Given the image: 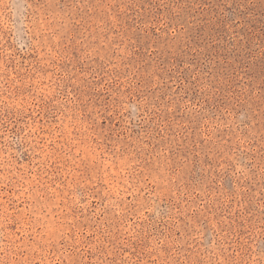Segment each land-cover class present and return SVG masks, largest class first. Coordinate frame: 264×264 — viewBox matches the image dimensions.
<instances>
[{
    "label": "rangeland",
    "instance_id": "1",
    "mask_svg": "<svg viewBox=\"0 0 264 264\" xmlns=\"http://www.w3.org/2000/svg\"><path fill=\"white\" fill-rule=\"evenodd\" d=\"M0 264H264V0H0Z\"/></svg>",
    "mask_w": 264,
    "mask_h": 264
}]
</instances>
